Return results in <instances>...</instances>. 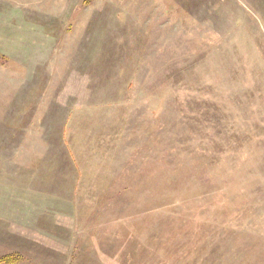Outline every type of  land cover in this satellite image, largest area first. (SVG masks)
Here are the masks:
<instances>
[{"label":"rangeland","instance_id":"rangeland-1","mask_svg":"<svg viewBox=\"0 0 264 264\" xmlns=\"http://www.w3.org/2000/svg\"><path fill=\"white\" fill-rule=\"evenodd\" d=\"M83 2L0 0V255L264 264V0Z\"/></svg>","mask_w":264,"mask_h":264},{"label":"trees","instance_id":"trees-1","mask_svg":"<svg viewBox=\"0 0 264 264\" xmlns=\"http://www.w3.org/2000/svg\"><path fill=\"white\" fill-rule=\"evenodd\" d=\"M89 1L90 0H84L83 4L86 5L88 4ZM212 6L213 5L209 7H212ZM18 261H19V255L14 251L0 255V264H17Z\"/></svg>","mask_w":264,"mask_h":264}]
</instances>
